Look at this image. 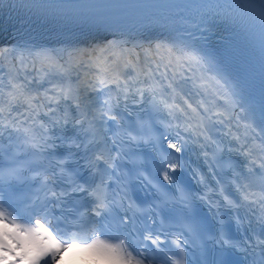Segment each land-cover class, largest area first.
Here are the masks:
<instances>
[{"label":"snow or ice","instance_id":"snow-or-ice-1","mask_svg":"<svg viewBox=\"0 0 264 264\" xmlns=\"http://www.w3.org/2000/svg\"><path fill=\"white\" fill-rule=\"evenodd\" d=\"M111 7L0 3L14 40L0 47V264H61L70 249L81 264H153L149 253L188 264L192 245L203 249L197 264H233L236 252L264 264V0H194L163 21ZM156 26L167 35L154 38ZM223 33L258 37V101L231 75L235 49ZM189 83L195 103L182 95ZM131 106H147L158 123L126 128ZM193 143L215 180L193 170L200 195L178 175ZM141 145L151 150L143 158ZM200 203L216 210L211 221ZM169 220L178 231L164 229Z\"/></svg>","mask_w":264,"mask_h":264},{"label":"bare ground","instance_id":"bare-ground-1","mask_svg":"<svg viewBox=\"0 0 264 264\" xmlns=\"http://www.w3.org/2000/svg\"><path fill=\"white\" fill-rule=\"evenodd\" d=\"M11 43V42H10ZM12 44V43H11ZM2 47H4V46H2ZM209 87H211V85H209Z\"/></svg>","mask_w":264,"mask_h":264}]
</instances>
